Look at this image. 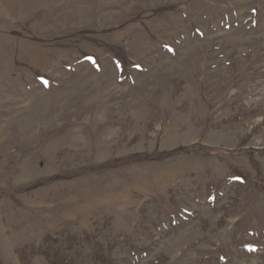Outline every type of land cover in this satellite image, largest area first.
Returning <instances> with one entry per match:
<instances>
[{
	"label": "rangeland",
	"instance_id": "1",
	"mask_svg": "<svg viewBox=\"0 0 264 264\" xmlns=\"http://www.w3.org/2000/svg\"><path fill=\"white\" fill-rule=\"evenodd\" d=\"M0 264H264V0H0Z\"/></svg>",
	"mask_w": 264,
	"mask_h": 264
}]
</instances>
